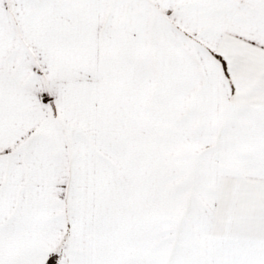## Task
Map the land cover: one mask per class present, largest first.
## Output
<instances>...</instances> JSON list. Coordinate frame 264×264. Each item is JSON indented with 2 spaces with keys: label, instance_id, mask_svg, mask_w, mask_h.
Listing matches in <instances>:
<instances>
[{
  "label": "snow or ice",
  "instance_id": "obj_1",
  "mask_svg": "<svg viewBox=\"0 0 264 264\" xmlns=\"http://www.w3.org/2000/svg\"><path fill=\"white\" fill-rule=\"evenodd\" d=\"M0 264H264V0H0Z\"/></svg>",
  "mask_w": 264,
  "mask_h": 264
}]
</instances>
